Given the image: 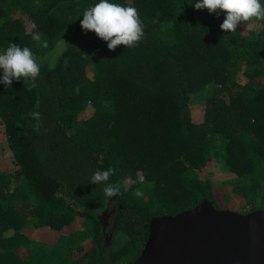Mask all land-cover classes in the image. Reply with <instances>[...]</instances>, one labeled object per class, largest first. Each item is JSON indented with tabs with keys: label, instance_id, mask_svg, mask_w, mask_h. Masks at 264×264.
I'll use <instances>...</instances> for the list:
<instances>
[{
	"label": "trees",
	"instance_id": "1",
	"mask_svg": "<svg viewBox=\"0 0 264 264\" xmlns=\"http://www.w3.org/2000/svg\"><path fill=\"white\" fill-rule=\"evenodd\" d=\"M98 2L0 0V50L29 47L41 64L31 90L0 83L12 167L0 165V264H131L151 219L215 207L210 163L238 209H264V20L227 33L226 13L196 10L200 0H110L144 25L136 46L110 51L81 28ZM60 38L74 47L60 52ZM109 167L111 198L90 184Z\"/></svg>",
	"mask_w": 264,
	"mask_h": 264
},
{
	"label": "water",
	"instance_id": "2",
	"mask_svg": "<svg viewBox=\"0 0 264 264\" xmlns=\"http://www.w3.org/2000/svg\"><path fill=\"white\" fill-rule=\"evenodd\" d=\"M108 217H98L103 231ZM147 229L131 264H264V209L238 213L203 201L174 216L153 218Z\"/></svg>",
	"mask_w": 264,
	"mask_h": 264
},
{
	"label": "clouds",
	"instance_id": "3",
	"mask_svg": "<svg viewBox=\"0 0 264 264\" xmlns=\"http://www.w3.org/2000/svg\"><path fill=\"white\" fill-rule=\"evenodd\" d=\"M196 10L207 9L208 12L215 13L217 10L226 13L220 28L223 32H235L243 23L252 20H264V4L261 0H200L194 5ZM81 28L85 32H94L98 38L107 43L110 51H114L118 46L131 48L136 46L144 36V25L140 18L138 9L134 6L122 5L110 2V0H99L94 6L86 9L82 15ZM35 28V25H33ZM32 40L41 41V34L36 31L32 34ZM43 47H48L47 40L43 41ZM57 49L63 52L68 45L62 38L56 44ZM55 67V63L50 70ZM0 83L11 87L13 81H32L29 90L35 88L34 81L39 77L41 64L38 57L29 47H21L16 43L0 50ZM71 136L72 132H66ZM115 174V168L109 167L107 170H97L93 173L90 184H104L103 193L107 198L120 194L119 185L106 183ZM141 197L143 193L137 190L134 193ZM243 213H248L243 212Z\"/></svg>",
	"mask_w": 264,
	"mask_h": 264
},
{
	"label": "rangeland",
	"instance_id": "4",
	"mask_svg": "<svg viewBox=\"0 0 264 264\" xmlns=\"http://www.w3.org/2000/svg\"><path fill=\"white\" fill-rule=\"evenodd\" d=\"M249 27H252L254 29V26L248 25L247 29ZM259 27L257 28V30ZM202 103L195 102L191 105V113L194 120H198L202 116ZM4 163L2 166L6 167L7 170H12L11 167V153L9 152L8 148L5 145L3 133L0 127V165ZM209 177L208 179L212 181L213 186V194L215 196V207L219 210H230L233 212L243 213L247 210H250V207L247 206L244 210H240L237 207V201L235 198L232 197L234 194L233 192H230L231 185L226 182L225 178L226 176H221L223 174L221 171H219V167L215 165L214 163H210L204 171H202V175H206ZM224 194H227L223 197ZM232 197V198H231ZM42 236V234H41ZM55 237V236H54Z\"/></svg>",
	"mask_w": 264,
	"mask_h": 264
},
{
	"label": "flooded vegetation",
	"instance_id": "5",
	"mask_svg": "<svg viewBox=\"0 0 264 264\" xmlns=\"http://www.w3.org/2000/svg\"><path fill=\"white\" fill-rule=\"evenodd\" d=\"M106 213H107V209H105V211H103V214H105V215H106Z\"/></svg>",
	"mask_w": 264,
	"mask_h": 264
}]
</instances>
